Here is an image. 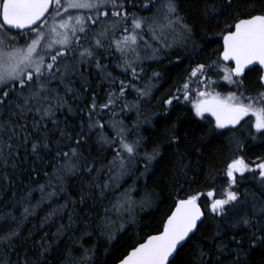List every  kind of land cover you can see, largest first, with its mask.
I'll use <instances>...</instances> for the list:
<instances>
[{"label":"snow or ice","instance_id":"1","mask_svg":"<svg viewBox=\"0 0 264 264\" xmlns=\"http://www.w3.org/2000/svg\"><path fill=\"white\" fill-rule=\"evenodd\" d=\"M155 7L156 11L151 17L131 16L129 26V13L123 10V4L118 0H0V168L19 167L22 151L36 159L42 158L41 153L50 152L52 141L48 123L55 126L63 140L70 141L65 144L68 151H64L59 142L56 143L54 171L45 173L46 183L40 184L37 181L35 189L28 191L12 205V208L23 206L21 217L18 219L12 211L0 214V252L3 253L0 255V264H48L53 246L44 240L36 247L34 257L29 258L27 253L23 256L18 254L17 245L21 240L27 239L22 236L24 225L30 216L35 215L36 207H41L44 201L51 204L53 198L65 190L61 186L68 178L82 175L85 171L89 174L96 171L99 175L106 168L109 173L107 181L91 186L99 189L101 198H105L108 193L114 197L110 200L111 207L104 208V215L94 229L97 235L108 241L115 239L116 233L123 231L126 223H135L138 207L143 210L150 206V197L139 202L132 198L134 187L125 189L118 196L116 193L121 187L120 181L130 174L131 167L142 151L144 171L140 176L147 175L161 155L159 146L154 147L151 152L144 151L141 139L129 141L127 126L114 118L118 115L117 107L120 112L130 107L135 108L139 116V105H129L124 99L125 92L130 87L135 89L139 97H147L151 86L137 87L131 81L126 85L124 80L114 78L107 71V66L101 63V57L104 52L114 49L120 56L117 67L122 68L124 73L130 72L133 79H139L140 73L144 71L145 59H158L163 50L174 44L185 47L189 43L196 44L193 30L181 16L176 0H161ZM82 11L84 14H80ZM110 11L119 20L113 21L111 26H105L101 17H109ZM204 14L212 20L222 15L231 17V21H225L218 33L222 39V51L217 60L209 64H198L192 70L190 79L199 74L198 82L201 86L195 89V96L192 95L188 82L178 88L177 92H182L183 99L191 104L195 116L201 119L205 114L214 117L212 131H231L242 126V121L247 123L246 117H252V127L257 133L264 135V0H223V4H220V0H206ZM121 21L124 26L117 29L116 25ZM97 25H100L99 31L96 30ZM13 30H16L15 34H12ZM116 31H121L119 38L115 36ZM145 35L148 40H145ZM89 37L91 39L88 46H85L82 41ZM149 41H159V45ZM224 62H230L231 66ZM90 65H94L110 84L118 83L119 90L109 91L102 104H98L94 96L91 97L86 112V118L90 121L87 125L89 131L81 127L79 133H74L59 127L57 114L64 109L72 111L69 101L78 98V89L73 85L78 77L83 79V72ZM256 66L261 70V90L255 95L246 94L240 91L244 84L243 78L246 72L257 71ZM211 70L220 73L221 79L234 85L237 91H231L227 95L216 91L214 85L217 81L209 74ZM158 75L159 73H153V76ZM173 100L179 101L180 96L167 99L165 104L171 106ZM104 110L110 113L108 127L115 133L111 138L103 131L105 124L100 122L103 118L100 114ZM150 122L151 118H145L134 126ZM89 132L97 135L100 141L110 147L119 145L113 159L99 170L94 164H81L83 154L79 149L82 143H86L83 138ZM171 139L175 142L177 137L173 134ZM72 143L76 146L73 147ZM236 146L238 149L243 147L239 141ZM187 167L180 158V171L184 173ZM245 173L253 174V178L264 189V160L252 166L243 156H237L226 168L229 188L222 193V198L212 199L209 206L214 219L239 216V220L232 225L235 228L251 227L257 216L264 219V198L247 191L240 192L237 187L238 176L244 178ZM3 176L6 181L10 179L7 171ZM53 180L56 181L55 187ZM34 191L40 193L41 200L30 207ZM201 195L203 194H188L186 198L177 199L162 230L133 246L119 259V264H175L178 248L195 234L198 222L203 223L205 211L198 203ZM206 195L212 198L215 193L209 191ZM84 199V195H81L80 202L83 203ZM66 207L67 204L60 206ZM58 211L59 209H52L44 222L56 216ZM71 226L72 217L69 216L67 227ZM64 228L61 225L53 234L57 237V244L61 242L59 238L64 235ZM84 236L91 237L92 231L83 232L78 240H82ZM221 237L222 231L218 228L212 239L219 240V243L214 244L209 251L199 247L194 264H223L220 257L233 255L236 250H228ZM252 239L254 242L256 239L264 241V235L257 237L253 233ZM231 240L236 241L235 235ZM237 243L239 246V242ZM13 255L16 256L15 260ZM61 255L60 264H95L96 249L85 247L81 243L79 249L66 248ZM239 260L240 257L236 254L232 264H239Z\"/></svg>","mask_w":264,"mask_h":264},{"label":"trees","instance_id":"2","mask_svg":"<svg viewBox=\"0 0 264 264\" xmlns=\"http://www.w3.org/2000/svg\"><path fill=\"white\" fill-rule=\"evenodd\" d=\"M118 2L123 4V10L129 13L130 26L131 16L151 17L156 11L155 6H158L161 0H118ZM176 2L184 21L193 30L195 45L189 43L185 47L174 44L171 48L163 50L158 59H145L144 71L140 73L139 79H133L130 72L124 73L122 68L117 67L120 56L114 49L104 52L101 57V63L107 66V71L114 78L124 80L126 85L131 81L137 87L149 84L151 86L150 95L147 97H139L135 89L130 87L125 92L124 99L129 105L134 103L139 105V116L135 108L130 107L120 112L117 107L118 115L114 118L127 126L129 141L141 139L144 151L151 152L154 147L159 146L161 155L147 175L140 176L144 171L142 151L137 162L131 167L130 174L120 181L121 187L116 193L118 196L125 189L134 187L132 198L139 202L150 197V206L143 210L138 207L135 223H126L123 231L117 232L115 239L108 241L105 237L97 235L94 229L95 224L104 215V208L111 207L110 200L114 197L108 193L105 198H101L99 189L91 186L107 181L109 173L106 168L99 172V175L96 171L90 174L85 171L82 175L68 178L61 186L65 190L54 197L51 204L44 201L41 207L35 208V215L28 218L22 231V236L27 239L21 240L17 245L20 256L27 253L29 258L34 257L36 247L41 240H44L53 246L48 256V264H60L61 254L66 248L79 249L80 244L83 243L85 247H95V264H118L119 259L133 246L143 242L147 236L155 235L162 230V225L174 210L177 199L186 198L188 194L202 193L198 203L205 211V219L196 234L178 251L175 264H194L199 247H203L205 251L212 250L213 245L219 243V240L212 239L218 228L222 231L221 238L227 244L228 250H236L231 256L220 257L223 264H232L236 254L240 257L239 264H264V241L256 239L254 242L252 239L253 233L257 237L264 235V219L257 216L251 227L235 228L232 225L239 220V216L229 215L226 219L219 217L214 219V214L209 211L212 199L222 198V193L229 188L226 168L232 159L243 156L252 166L264 160V135L257 133L252 127L254 123L252 117H248L247 123L244 121L242 126L231 131L228 129L212 131L214 120L208 115L203 119L195 116L191 104L183 99L182 92H177L185 82L189 83L190 90L195 91L196 88L201 87L198 82L199 74L190 79L191 72L198 64H209L218 59L222 51V39L218 33L224 27L225 21H231V17L222 15L216 20L210 19L204 14L206 0H176ZM220 4H223V0H220ZM80 14H84L83 11ZM118 20V17L111 15V11L109 17H101L105 26H111L113 21ZM123 26L121 21L116 28L122 29ZM95 27L99 31L100 25ZM120 35L121 31L115 32L116 38ZM90 39L91 37L83 40L82 43L88 46ZM148 39L145 35V40ZM168 39L171 42V36ZM149 42L159 45V41ZM260 72L259 68L255 72H247L240 91L255 95L261 90ZM153 73L159 75L153 76ZM209 74L217 81L214 85L216 91L223 95L237 91L234 85L221 79L220 73L211 70ZM82 84L84 87H81ZM73 87L78 89V98L69 101L72 111L64 109L57 114L59 127L67 128L74 133H79L81 127L89 131L87 125L90 121L86 118V112L91 97L94 96L97 103L102 104L109 91L119 90V84H110L94 65H90L84 70L83 79L78 77ZM173 96H180V100H173L171 106L165 104V101ZM100 115L103 117L100 122L105 124L103 131L109 138L113 137L115 133L108 127L109 111L104 110ZM145 118H151V122L140 123L139 127L134 126ZM48 128L51 130L52 141L50 152L41 153L42 158L36 159L26 151H22L19 167L0 168V214L12 211L19 219L23 206L17 205L16 208H12V205L28 191L35 189L37 181L40 184L46 183L45 173L50 174L54 171L56 143L59 142L64 151H68L65 144L70 141L63 140L53 124L48 123ZM221 132L224 134L221 135ZM173 134L177 137L175 142L171 139ZM83 139L86 143H82L79 149L83 154L81 164H94L98 170L113 159L119 147L118 144L110 147L90 132ZM237 141L243 145L242 148H237ZM72 146L75 147V143H72ZM180 158L188 165L184 173L180 171ZM5 171L10 178L8 181L3 176ZM238 181L237 187L240 192L247 191L249 194L264 198V189L259 181L253 178V174L245 173L244 178L238 176ZM53 186H56L55 180ZM209 191H213L215 196L207 197ZM81 195L85 197L83 203L80 202ZM40 200V193L34 191L29 206L36 205ZM64 204H67V207L60 208ZM52 209H59L57 215L44 222V218ZM69 216L72 217L71 227H67ZM61 225L65 226L64 235L59 238L61 242L57 244V237L53 234ZM85 231H92V236H84L82 240H78ZM45 233L48 235L45 236ZM233 235L236 241L231 240ZM75 254L79 255V252ZM0 255L3 253L0 252ZM12 258L15 260L16 256L13 255ZM212 259L215 260V257Z\"/></svg>","mask_w":264,"mask_h":264},{"label":"water","instance_id":"3","mask_svg":"<svg viewBox=\"0 0 264 264\" xmlns=\"http://www.w3.org/2000/svg\"><path fill=\"white\" fill-rule=\"evenodd\" d=\"M15 31H16V30H13L14 33H15ZM224 63H228V65H231L230 62H224ZM256 68H259V66H256ZM259 69H260V68H259ZM246 73H247V72H246ZM209 116H210V115H209ZM212 118L214 119V117H212ZM246 118H247V117H246ZM246 118H245V119H246ZM242 122H243V121H242ZM242 122H241V124H242ZM237 127H238V126H237ZM202 210H203V209H202ZM202 219H203V221H204L205 217L202 218ZM200 225H201V224L198 222V228H199ZM196 232H197V231H196ZM196 232H195V234H196ZM195 234H194V235H195ZM194 235H191V237L194 236ZM190 239H191V238H190ZM187 242H188V241H187ZM187 242H185V244H186ZM185 244H184V245H185ZM184 245H183V246H184ZM183 246H182V247H183ZM182 247H179V248H178V251H179ZM176 255H177V254H176ZM176 255H175V257H176ZM118 264H119V263H118Z\"/></svg>","mask_w":264,"mask_h":264},{"label":"rangeland","instance_id":"4","mask_svg":"<svg viewBox=\"0 0 264 264\" xmlns=\"http://www.w3.org/2000/svg\"><path fill=\"white\" fill-rule=\"evenodd\" d=\"M192 95L195 96V91H194V89L192 90ZM221 95H223V94H221ZM253 119H254V118H253Z\"/></svg>","mask_w":264,"mask_h":264},{"label":"flooded vegetation","instance_id":"5","mask_svg":"<svg viewBox=\"0 0 264 264\" xmlns=\"http://www.w3.org/2000/svg\"><path fill=\"white\" fill-rule=\"evenodd\" d=\"M229 66H231V65H229Z\"/></svg>","mask_w":264,"mask_h":264}]
</instances>
